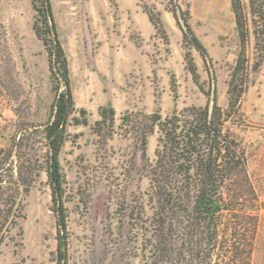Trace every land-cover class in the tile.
<instances>
[{
	"label": "rangeland",
	"instance_id": "rangeland-1",
	"mask_svg": "<svg viewBox=\"0 0 264 264\" xmlns=\"http://www.w3.org/2000/svg\"><path fill=\"white\" fill-rule=\"evenodd\" d=\"M215 1L178 0L209 52L211 59L205 60L187 43L171 0H50L76 108L85 111L76 115L86 119L85 124L71 122L60 155L67 264H141L138 231L127 214L136 211L149 181L137 135L121 126L124 115L166 116L190 106L205 107L212 84L209 62L217 103L229 111L228 83L240 41L231 0ZM147 10L158 14L159 24ZM36 14L33 0H0V150L22 128H43L52 117L57 80L48 50L34 30ZM253 28L250 22V64L258 58ZM188 52L200 85L189 68ZM250 80L225 127L245 150L248 175L263 206L253 264H264V60ZM104 106L115 109V127L110 130L107 123L99 132ZM157 138V132L148 138L149 162L155 159ZM36 144L43 154V143ZM24 202L22 235L16 231L5 241L0 264H57V216L45 170Z\"/></svg>",
	"mask_w": 264,
	"mask_h": 264
},
{
	"label": "trees",
	"instance_id": "trees-1",
	"mask_svg": "<svg viewBox=\"0 0 264 264\" xmlns=\"http://www.w3.org/2000/svg\"><path fill=\"white\" fill-rule=\"evenodd\" d=\"M171 3L174 14L182 12L178 0ZM33 5L37 11L34 30L48 50L50 69L57 80L56 94L52 117L43 128H22L12 144L0 150V249L7 239L14 237V232L22 235L25 197L45 170L57 216V264H67L60 155L70 136L69 125L85 124L86 119L76 115L85 111L76 108L68 58L58 37L51 2L33 0ZM231 7L240 50L228 83L229 111L216 102L211 117L209 105L186 107L166 116L160 112H137L122 117L121 126L127 132L134 131L141 143L149 181L136 201V211L131 209L127 214L131 228L138 231L141 264H253L263 206L248 175L245 150L226 129L225 122L230 112L238 108L252 84L250 77L264 60V0H231ZM147 12L155 25L160 23L158 14ZM183 15L186 18L184 12ZM250 22L258 50L253 64L246 55ZM184 37L205 60L211 59L190 25ZM187 60L195 82L200 85L190 52ZM99 114V132L107 123L114 130L115 109L104 106ZM155 132V159L149 162L148 138ZM37 141L45 146L43 154L41 148L35 147Z\"/></svg>",
	"mask_w": 264,
	"mask_h": 264
},
{
	"label": "water",
	"instance_id": "water-1",
	"mask_svg": "<svg viewBox=\"0 0 264 264\" xmlns=\"http://www.w3.org/2000/svg\"><path fill=\"white\" fill-rule=\"evenodd\" d=\"M177 15H178L179 23H180L183 31L188 32L189 31V24L186 21V18L184 17V15L182 14L181 10H178ZM209 69H210V73H211V77H212L210 100H209V104H208L209 105V115L211 117L213 114L216 102H217V84H216V79H215V73H214V70H213L210 62H209Z\"/></svg>",
	"mask_w": 264,
	"mask_h": 264
},
{
	"label": "bare ground",
	"instance_id": "bare-ground-1",
	"mask_svg": "<svg viewBox=\"0 0 264 264\" xmlns=\"http://www.w3.org/2000/svg\"><path fill=\"white\" fill-rule=\"evenodd\" d=\"M215 2H217V0Z\"/></svg>",
	"mask_w": 264,
	"mask_h": 264
}]
</instances>
